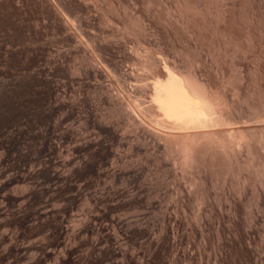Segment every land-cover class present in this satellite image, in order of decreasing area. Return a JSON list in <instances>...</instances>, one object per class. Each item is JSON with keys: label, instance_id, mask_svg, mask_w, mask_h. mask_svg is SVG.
<instances>
[{"label": "rangeland", "instance_id": "1", "mask_svg": "<svg viewBox=\"0 0 264 264\" xmlns=\"http://www.w3.org/2000/svg\"><path fill=\"white\" fill-rule=\"evenodd\" d=\"M69 1L55 0L62 9L60 14H54L53 6L45 0H0V264H264V222L245 217L242 206L252 194L249 187L239 196L229 181L224 189L223 185L221 189L219 185L209 187L207 201L201 206L194 197L196 188L185 181L186 177L173 178L169 163L168 169L162 170L166 168L151 159L152 153L128 150L124 141L112 147L114 155L106 154L104 159L94 144L79 146L81 137L92 129L90 122L84 123L83 116L94 120L104 112L108 99L93 92V76L70 71L79 65L74 59L80 53L75 37L82 45L88 38H95L93 56L105 64L109 72L106 82L119 86L125 73L144 76L145 72L131 61L142 58L143 48L148 45L152 52L157 50L153 53L157 60L167 54L168 59H176L173 49L178 40L174 45L172 40L177 37L172 35L168 45L162 35L166 26L158 18L152 20L171 0H161L163 7L158 1L151 7L136 0H122V5L118 0H84V6ZM119 5L116 13L112 7ZM123 12L141 18L147 26L146 34H134L141 24L135 17L136 29L125 28L122 23L127 17ZM64 15L76 17L73 38L62 26ZM247 56L244 54L240 60L251 63ZM212 65L215 67V63ZM130 78L126 80L137 82ZM52 86L59 88L58 95L49 94ZM121 120H111L120 128L118 131L124 124V118ZM88 135L93 137V129ZM54 145L58 147L51 149ZM109 159H114L115 165L134 159V164L130 160L126 164L128 168L136 167L129 171L125 165L127 169L111 176ZM98 166L109 170L98 174ZM182 181L195 188L192 194L187 193L189 186L185 184V189ZM171 196L173 199H169ZM260 200L262 203L264 198ZM228 202L236 205V213Z\"/></svg>", "mask_w": 264, "mask_h": 264}, {"label": "bare ground", "instance_id": "2", "mask_svg": "<svg viewBox=\"0 0 264 264\" xmlns=\"http://www.w3.org/2000/svg\"><path fill=\"white\" fill-rule=\"evenodd\" d=\"M45 1H48L53 6L52 12L54 14H60L62 8L59 9V7L55 4V0ZM70 1H78L83 6L85 4L84 0ZM136 1L147 7H151L150 5L153 2L158 1L157 4L162 2L161 0ZM171 1V3L169 2V4L164 7L163 12L161 10L162 14L159 11L160 14H157V16L155 15V19L152 18V20H157L158 18V21L160 20L166 26L165 30L163 29L164 31L161 30L163 32H161L163 37L169 39H164L165 41L171 42L173 38L172 35L174 38H178L172 40H178V43L175 41L172 44L174 45L176 43L175 49H173L176 51V59H168V54L167 57H164L166 55H164L163 52L165 51H163L162 55L164 56H161L160 58H164H158L159 60H157V55L153 54L156 53L155 51L157 50L152 52L153 49L151 48V51L149 45V47L147 46L148 48L144 47V45L143 51L146 48L144 51L145 54L142 58L136 57L137 59L135 61H131V63L133 62L135 65L134 67H137V69L139 68L143 72L147 73V76H145V73L144 76H140V74L134 75L131 73H125L123 74L125 76L122 77V72L120 75L122 79L119 81L121 84L119 86H116V84L112 85L110 84L111 82H106L109 77L107 76L109 72L107 71L105 64L99 60V57L97 59L93 56V53L96 52V49H94L95 45L93 44H96L95 38L94 40L91 39V37L88 38L85 45H82L73 34V26L75 25L76 17L70 15L62 16L63 28L66 32L70 33L71 38L75 37V41L77 42L75 47L80 49V53L74 55V59L79 65L73 66L70 68V71L79 74L83 71L87 77L93 76L96 81V83L93 81L95 83L93 92L97 93L99 98L103 95V97L106 96L105 98L108 99V105L106 107L104 106V112H99V110L97 115V112L95 113V115L98 116V119L95 116L94 120H91L88 115H82V120H84L85 124H88L89 122L91 123L94 135L93 137L88 135L92 131V129H90L91 131L89 130L88 126L87 128L90 132L88 133L87 131V134L85 131L86 134H84L85 136L83 135V137H81L82 135H79L83 138V140L81 139L82 142L79 141V146L86 147L90 144H94L96 146V152H100L104 159L106 154L111 155L113 153V146L116 148L117 145H121V142L124 141L126 143V149L128 150H133V148H135L137 150L143 149V151L148 154L152 153L154 154V157L151 159L154 158L157 165L160 164L166 168H161L162 170H167L168 167H166V165L169 163L171 167H169L168 171L172 168L171 173L174 176H172L173 178L176 176L186 177V180L185 178L184 180L186 182L188 181L187 183H189L191 187L196 188H194V190L190 188L186 182L182 181L184 186L185 184L189 186L186 191L187 193L190 191V194L194 192V197L195 199H199L198 202L200 205L201 202L204 203L205 200L207 201L206 191L209 187H212L213 189L214 186L216 187L219 185L220 187V185H223L224 189V186L228 185L226 182L229 181L230 186L233 184L235 186L233 188H237L236 190H238V196L240 193L242 194L243 192H246V187H249L252 192L250 196L251 200H249V197L248 201L246 203L244 202L245 204L242 205L244 208L243 210L246 212L245 217L247 216L250 220L260 219L264 222V200L262 203H259L261 202L259 199L264 198V0ZM121 3L122 0H118V4ZM165 3L166 2H164V5ZM79 5L80 4H78V6ZM116 5L117 4H115V6ZM119 7L120 5L117 8L112 7V9L114 8L115 12L119 13ZM125 7L123 6V8ZM149 12L150 11H148V13ZM126 13L123 12V17H125V14L127 18L125 17V20L122 19L124 20V22L122 21V24H124L125 28H129V30H133L134 28L136 29L137 23L135 21H137V19L135 18L138 17L134 16V18L131 13L127 16L128 14ZM140 19L138 18V24L141 22ZM137 26L138 30L136 32H134L135 30L131 31L134 32V34L144 33L147 27H144L145 23L143 25L142 22ZM113 36L111 39H113ZM109 37H107V39H109ZM92 44L94 45L93 47ZM166 47L168 48V46ZM87 48H89L88 50L92 53L87 52ZM136 53L139 52L136 51ZM244 54H247V57H251L249 58L251 63H244L245 60H240ZM138 55L140 56L141 54ZM206 57H209L208 60H211V64L209 63L210 61H207ZM244 59L246 58L244 57ZM214 63L215 67L212 65ZM86 75L84 76L86 77ZM127 78L134 79L137 82H128L126 80ZM115 82H117V80ZM91 84L93 85V83ZM58 90L59 88L57 86H52L49 89V94L58 95ZM61 102L64 103V100ZM70 105L72 106L71 103ZM120 118L122 120L124 118V124L122 123V128L118 131L120 128L117 129L115 127L117 125L114 126L113 119L121 120ZM111 120L113 121L112 123ZM57 145L51 146V149H55V146ZM117 149L119 150V147ZM115 152L119 153L117 151ZM139 152L141 153V151ZM260 152L261 154H259ZM125 153L127 154L126 151L124 154ZM148 154L145 153L144 155ZM146 157L147 159L149 158L148 156ZM86 158L87 157H85V159ZM114 159H109V162H106L108 167L110 166L109 169L112 170L110 173L111 176H115L116 173H120L123 169H127L128 166L126 162L130 160L131 157L128 160L125 159V164L123 162L120 163L119 161L120 164L117 162L118 164L115 165ZM133 160H130L132 161L130 164H134ZM117 165L119 166L117 167ZM125 165L127 168H125ZM134 166L135 165H133V167ZM131 167L128 168V170L131 169ZM159 167L157 170H159ZM89 168L94 169L92 165H89ZM103 168L104 167L101 168V166H98L95 170L98 174H100L104 172V170L108 169ZM146 173H149V176H151L149 171ZM184 173H186L185 176ZM153 175L155 176V174ZM146 176H148V174H146ZM149 178L152 179L151 177ZM179 181L178 183H180ZM225 183L226 185H224ZM171 189L173 190V188ZM191 189L192 191L194 190L192 193ZM235 196H237V194ZM226 197L229 198V196ZM149 198L150 196L148 199ZM158 199L160 200V198ZM169 199H173L172 196ZM215 204L218 206L219 202H215ZM228 204L230 203L228 202ZM231 207L230 208L236 213V205H231ZM166 208L167 207H165V209ZM200 209L202 208L200 207ZM233 211H231L232 214L234 213ZM184 214L185 213H183V215ZM232 214L231 216H233ZM170 215L171 214H169V216ZM174 215L176 219L177 215ZM163 216H165V214ZM199 216L196 217L200 218ZM201 227H199V229H201ZM247 227L249 226L247 225ZM61 232L62 231H60V233Z\"/></svg>", "mask_w": 264, "mask_h": 264}]
</instances>
